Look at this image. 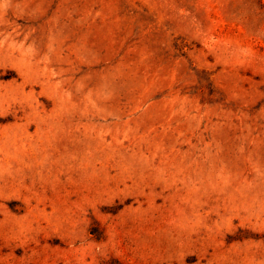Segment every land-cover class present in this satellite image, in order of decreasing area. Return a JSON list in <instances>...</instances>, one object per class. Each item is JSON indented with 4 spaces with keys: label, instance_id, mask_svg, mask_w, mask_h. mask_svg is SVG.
Wrapping results in <instances>:
<instances>
[{
    "label": "rangeland",
    "instance_id": "1",
    "mask_svg": "<svg viewBox=\"0 0 264 264\" xmlns=\"http://www.w3.org/2000/svg\"><path fill=\"white\" fill-rule=\"evenodd\" d=\"M0 264H264V0H0Z\"/></svg>",
    "mask_w": 264,
    "mask_h": 264
}]
</instances>
